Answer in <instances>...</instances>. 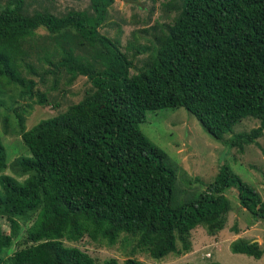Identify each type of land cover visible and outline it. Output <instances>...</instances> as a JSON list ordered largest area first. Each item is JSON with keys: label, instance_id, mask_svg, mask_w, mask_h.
<instances>
[{"label": "trees", "instance_id": "1", "mask_svg": "<svg viewBox=\"0 0 264 264\" xmlns=\"http://www.w3.org/2000/svg\"><path fill=\"white\" fill-rule=\"evenodd\" d=\"M89 1L90 12L61 15L36 8L26 13L25 0L0 2V94L13 90L46 105L45 93L28 76L42 78L29 59L32 52L49 65L44 73L59 76L55 83L62 75L65 85L78 76L90 83L78 102L28 129L18 114L28 155L16 160L14 172L22 180L0 174V216L9 226L8 232L0 228V264H99L63 243L83 237L113 245L130 236L155 259L187 253L195 227L209 234L225 227L230 187L241 207L264 218L260 194L226 166L205 190L172 204L175 171L139 129L147 111L183 107L231 147L242 149L263 134L264 0H174L169 7L176 14L154 36L155 45H127L131 52L99 31L114 0ZM38 28L47 31L40 41ZM141 52L147 57L131 73ZM246 117L259 125L233 134ZM228 133L233 135L223 140ZM6 167L0 133V172ZM29 221L21 245L7 253ZM230 249L257 259L264 252L257 241L241 238ZM100 264L119 263L109 258ZM123 264L145 263L128 257Z\"/></svg>", "mask_w": 264, "mask_h": 264}, {"label": "rangeland", "instance_id": "2", "mask_svg": "<svg viewBox=\"0 0 264 264\" xmlns=\"http://www.w3.org/2000/svg\"><path fill=\"white\" fill-rule=\"evenodd\" d=\"M5 0H0L4 3ZM174 0H114L109 7L107 18L99 28L102 34L109 38H117L122 48L131 52L129 46H154V36L160 35L167 23L172 22L175 9L169 7ZM176 1V0H175ZM89 0H25L26 13L33 9H47L56 15L64 14L67 10H89ZM146 29L147 31H143ZM38 40L46 37L44 28L37 29ZM128 45V47H126ZM147 57V52H141L135 58V66L131 73H136ZM30 61L36 71L42 75H28L35 80V90L45 93L46 105L35 103L34 99L20 98L13 90L0 94L1 122L0 133L5 145L7 167L0 174H8L22 180L14 171L18 170L17 159L28 155L19 134L18 114H21L25 128L28 129L44 118L51 117L65 110L70 104L78 102L85 92L90 89V83L85 76H78L72 84L65 85V75L59 78L54 73H44L49 65L36 59L31 53ZM52 85H56L51 89ZM7 118L8 122L2 121ZM259 125V120L246 117L233 127V134L250 132ZM141 132L166 154L164 164L175 171V190L172 194V204L187 200L191 193L197 194L216 179L222 166L254 188L264 200V132L253 143L244 144L242 149L231 147L229 143L218 141L209 135L198 120L183 107H166L147 111L143 122L139 123ZM233 134H226L228 139ZM226 197L231 209L225 227L209 234L204 226L195 227L190 234L191 250L177 255L169 253L161 259L152 258L149 253L139 251L130 236L121 235L117 242L108 245L103 241H93L83 237L78 241L63 239V243L76 246L102 263L109 258H115L123 264L128 257H135L145 264H204L219 262L221 264H264V252L260 258L243 253H234L230 249L236 239L257 241L264 251V218H256L248 210L241 207L237 197V189H226ZM26 225L22 223L20 234L14 239L7 253H12L24 239ZM238 229L236 233L232 228ZM0 228L9 231L4 217L0 216ZM178 247L181 243L178 242Z\"/></svg>", "mask_w": 264, "mask_h": 264}]
</instances>
